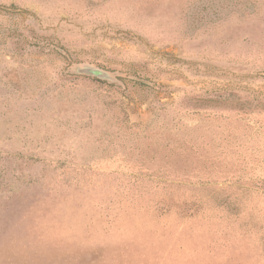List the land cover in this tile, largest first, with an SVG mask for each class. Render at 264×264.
Wrapping results in <instances>:
<instances>
[{
	"label": "rangeland",
	"instance_id": "rangeland-1",
	"mask_svg": "<svg viewBox=\"0 0 264 264\" xmlns=\"http://www.w3.org/2000/svg\"><path fill=\"white\" fill-rule=\"evenodd\" d=\"M0 264H264V0H0Z\"/></svg>",
	"mask_w": 264,
	"mask_h": 264
},
{
	"label": "water",
	"instance_id": "water-1",
	"mask_svg": "<svg viewBox=\"0 0 264 264\" xmlns=\"http://www.w3.org/2000/svg\"><path fill=\"white\" fill-rule=\"evenodd\" d=\"M76 73L80 75L95 77L101 80H107V81L111 80V77L107 71L96 67H91V66L78 67L76 69Z\"/></svg>",
	"mask_w": 264,
	"mask_h": 264
}]
</instances>
